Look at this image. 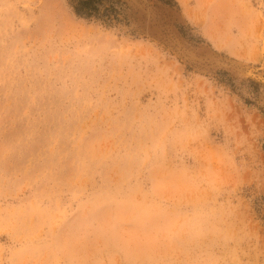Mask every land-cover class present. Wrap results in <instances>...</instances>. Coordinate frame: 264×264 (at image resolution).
Here are the masks:
<instances>
[{"label": "rangeland", "instance_id": "1", "mask_svg": "<svg viewBox=\"0 0 264 264\" xmlns=\"http://www.w3.org/2000/svg\"><path fill=\"white\" fill-rule=\"evenodd\" d=\"M0 0V264H264V0Z\"/></svg>", "mask_w": 264, "mask_h": 264}, {"label": "trees", "instance_id": "2", "mask_svg": "<svg viewBox=\"0 0 264 264\" xmlns=\"http://www.w3.org/2000/svg\"><path fill=\"white\" fill-rule=\"evenodd\" d=\"M74 14L83 19H99L111 25L120 22L123 9L120 1L114 0H71Z\"/></svg>", "mask_w": 264, "mask_h": 264}]
</instances>
